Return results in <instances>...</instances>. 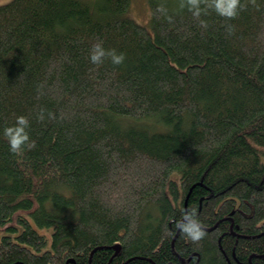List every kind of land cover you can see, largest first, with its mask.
Here are the masks:
<instances>
[{
	"label": "trees",
	"instance_id": "trees-1",
	"mask_svg": "<svg viewBox=\"0 0 264 264\" xmlns=\"http://www.w3.org/2000/svg\"><path fill=\"white\" fill-rule=\"evenodd\" d=\"M147 3L148 27L131 0L0 5V132L35 140L0 134V264H264V0L206 26Z\"/></svg>",
	"mask_w": 264,
	"mask_h": 264
},
{
	"label": "clouds",
	"instance_id": "clouds-1",
	"mask_svg": "<svg viewBox=\"0 0 264 264\" xmlns=\"http://www.w3.org/2000/svg\"><path fill=\"white\" fill-rule=\"evenodd\" d=\"M245 5L242 0H180V8H187L191 14L199 19L202 26H206V21L201 18V14H207L208 10L214 11L218 16L233 18ZM162 13H167V8L163 4L159 6ZM171 19V17H167ZM231 31V25L228 28ZM89 59L93 64H103L106 59L113 65L123 63L125 54L117 51L115 48H106L103 41H96L89 50ZM49 116L52 114L49 113ZM43 120L44 110L38 116ZM31 123L28 116L16 115L15 122L5 125L2 128V136L7 140L9 151L12 153H22L25 148H31L35 145V140L30 136ZM176 228L192 241H199L205 236L203 222L199 219L196 209H185L180 219L175 221Z\"/></svg>",
	"mask_w": 264,
	"mask_h": 264
},
{
	"label": "rangeland",
	"instance_id": "rangeland-1",
	"mask_svg": "<svg viewBox=\"0 0 264 264\" xmlns=\"http://www.w3.org/2000/svg\"><path fill=\"white\" fill-rule=\"evenodd\" d=\"M11 0H0V5L6 4ZM131 17L144 26H149V7L147 0H131L130 13Z\"/></svg>",
	"mask_w": 264,
	"mask_h": 264
},
{
	"label": "water",
	"instance_id": "water-1",
	"mask_svg": "<svg viewBox=\"0 0 264 264\" xmlns=\"http://www.w3.org/2000/svg\"><path fill=\"white\" fill-rule=\"evenodd\" d=\"M115 248L118 249V246H115ZM69 262L74 263L73 260L71 259V260H67V261H66V264H68Z\"/></svg>",
	"mask_w": 264,
	"mask_h": 264
}]
</instances>
